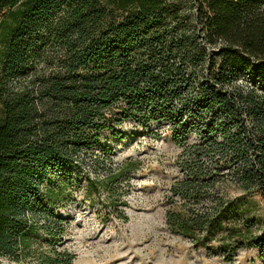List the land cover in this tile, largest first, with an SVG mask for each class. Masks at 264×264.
<instances>
[{
	"label": "trees",
	"instance_id": "1",
	"mask_svg": "<svg viewBox=\"0 0 264 264\" xmlns=\"http://www.w3.org/2000/svg\"><path fill=\"white\" fill-rule=\"evenodd\" d=\"M22 3L0 61V264L48 217L47 185L107 150L101 132L119 137L125 120L154 135L167 125L183 147L172 231L227 259L241 246L264 256V215L252 216L254 196L264 209V89L234 80L264 88V0H0V14ZM137 165L107 168V187ZM231 185L241 192L225 195Z\"/></svg>",
	"mask_w": 264,
	"mask_h": 264
},
{
	"label": "rangeland",
	"instance_id": "2",
	"mask_svg": "<svg viewBox=\"0 0 264 264\" xmlns=\"http://www.w3.org/2000/svg\"><path fill=\"white\" fill-rule=\"evenodd\" d=\"M183 1L185 8L192 6L191 0ZM21 7L23 3L0 14V61L3 38L15 24V15ZM36 68L42 72L49 69L41 65ZM28 78L29 74L21 82ZM234 80L240 86L264 89L244 72H237ZM151 127L158 128L159 134L149 133L130 120L120 124L119 137L102 131L100 142L108 149H93L68 175H56L46 188L52 197L47 194L43 201L48 217L36 218L35 229L26 237L27 246L19 249L17 258L2 257V263L264 264V256L255 247L241 246L227 259L219 251L218 242L194 246L191 237L169 228L165 215L173 201L180 199L172 193L171 186L184 176L183 147L172 137L167 125ZM197 140L191 134L188 142ZM128 160L138 162L136 170L129 173L128 179H119L111 188L107 187L104 181L107 168L115 169L117 164ZM96 161L105 162L106 167ZM206 162L214 166L213 160ZM240 192L231 185L225 195ZM254 199L258 207L252 216L261 217L262 203L259 197ZM236 218L233 221H240ZM58 254L61 255L57 257ZM66 255H71L68 263Z\"/></svg>",
	"mask_w": 264,
	"mask_h": 264
}]
</instances>
